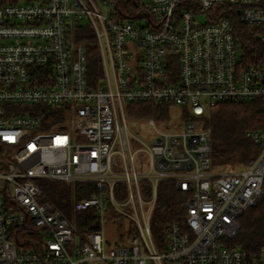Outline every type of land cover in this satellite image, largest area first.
Segmentation results:
<instances>
[{
	"label": "built area",
	"instance_id": "1",
	"mask_svg": "<svg viewBox=\"0 0 264 264\" xmlns=\"http://www.w3.org/2000/svg\"><path fill=\"white\" fill-rule=\"evenodd\" d=\"M185 1L147 0L135 23L104 14L96 0H0V264H264V247L232 244L242 216L264 198V129L248 132L259 152L245 167L214 170L212 128L189 119L171 132L149 119L148 144L128 123L135 102L187 107L202 119L224 102L264 101V64L243 63L232 21L212 14L236 7L264 44V0ZM83 22L102 61L95 84L87 47L71 34ZM65 104L61 123L44 118ZM41 180L91 184L74 210L93 211V229L67 218ZM164 183L184 197V214L158 238L152 221ZM26 221L38 251L13 237Z\"/></svg>",
	"mask_w": 264,
	"mask_h": 264
},
{
	"label": "trees",
	"instance_id": "2",
	"mask_svg": "<svg viewBox=\"0 0 264 264\" xmlns=\"http://www.w3.org/2000/svg\"><path fill=\"white\" fill-rule=\"evenodd\" d=\"M193 0L185 1L182 7H192ZM145 0H115L109 14L115 19L139 23L146 17ZM213 18L228 17L234 27L237 45L241 50V58L245 64H264V44L261 40V29L242 22L237 8L228 4L218 5L213 10ZM73 41L87 47L89 59V78L91 83H97L103 76L102 61L97 46L96 35L87 22H83L72 31ZM173 104L166 102L145 101L130 103L127 106V116L131 118L153 117L162 120L169 116ZM70 106L65 104L50 112L45 110L44 118L54 124L61 123ZM185 119H191V113L184 107ZM203 127L212 128L211 167L214 170L237 169L245 167L254 159L258 145L248 137L252 130L264 129V101L224 102L215 108H209L202 117ZM41 189L46 196L69 218L81 231H91L93 211L79 212L73 215L74 203L93 193L91 184L76 183L74 186L59 180H41ZM184 197L170 183L162 184L158 189V201L153 214V234L163 238L168 222L173 219L182 220ZM241 229L233 241V245L246 251H255L264 247V198L262 202L248 210L241 218ZM13 237L18 246L25 250L41 249L36 242L38 232L35 226L26 221L16 228Z\"/></svg>",
	"mask_w": 264,
	"mask_h": 264
},
{
	"label": "rangeland",
	"instance_id": "3",
	"mask_svg": "<svg viewBox=\"0 0 264 264\" xmlns=\"http://www.w3.org/2000/svg\"><path fill=\"white\" fill-rule=\"evenodd\" d=\"M145 1H147V0H145ZM96 2L98 4L100 10L104 14L109 13L111 7L105 6L104 3L101 2V0H96ZM197 19L200 22H205V16L204 15H198ZM169 110H170L169 114H168L169 116H166L162 120L154 119L153 117H145V118L137 119V118H131L128 116L129 126L143 142L148 143V144L151 143V141L153 140V137L155 136L154 129L149 124V119H154L155 122L157 123L158 127L164 131L167 130V131H171V132H180L182 130H185L188 120L185 119L184 107L172 105ZM191 121H195L198 124L202 123L201 119H192L191 118ZM138 146H140V145L138 144ZM138 160L141 163H144V168L146 169L147 157H146L145 153H141L138 156ZM238 168H240V167H238ZM66 184L74 186L76 183L75 182H67ZM73 215H75V216L79 215V212L73 211ZM106 230H107V235H110V236L113 235V229H112L110 224H106Z\"/></svg>",
	"mask_w": 264,
	"mask_h": 264
},
{
	"label": "water",
	"instance_id": "4",
	"mask_svg": "<svg viewBox=\"0 0 264 264\" xmlns=\"http://www.w3.org/2000/svg\"><path fill=\"white\" fill-rule=\"evenodd\" d=\"M240 13V10H238V14Z\"/></svg>",
	"mask_w": 264,
	"mask_h": 264
}]
</instances>
